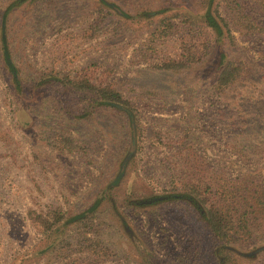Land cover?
I'll return each mask as SVG.
<instances>
[{"label": "rangeland", "instance_id": "rangeland-1", "mask_svg": "<svg viewBox=\"0 0 264 264\" xmlns=\"http://www.w3.org/2000/svg\"><path fill=\"white\" fill-rule=\"evenodd\" d=\"M12 1L0 0V11ZM105 1L112 7L36 0L11 14L22 91L0 63V264H218L217 244L191 207L133 203L192 180L217 188L221 179L264 171V35L246 28L252 17L264 23V0ZM208 8L228 23L231 36L219 45L203 32L202 53L203 44L212 47L204 61L158 69L160 55L182 40L173 36L153 51L159 22L199 21ZM152 12L162 14L146 19ZM223 52L244 71L221 90ZM66 75L122 92L141 131L134 135L123 112L96 106L92 94L66 85ZM133 138L136 152L129 157ZM104 195L91 240L70 227L50 236L35 220L57 210L72 217Z\"/></svg>", "mask_w": 264, "mask_h": 264}, {"label": "trees", "instance_id": "trees-1", "mask_svg": "<svg viewBox=\"0 0 264 264\" xmlns=\"http://www.w3.org/2000/svg\"><path fill=\"white\" fill-rule=\"evenodd\" d=\"M29 1L36 0H14L7 8L0 11V63L12 76V81L19 93L22 91V80L12 58L8 31L12 12ZM99 1L102 5L112 7L105 0ZM118 12L125 18H130L126 13ZM144 14L146 19H150L162 14V12ZM243 14L246 15V13ZM182 23L184 25L175 24L172 21L165 24V21H160L152 34L150 43L152 44V50L155 52H157L156 44L158 42L170 40L171 37L176 35L180 37V40L182 39L175 49L165 51L160 55L159 62L156 64L158 69L177 71L204 61V57L211 54L212 47L203 44L202 53L197 38L203 32L208 33L209 38L210 33L214 34L215 41L219 45L224 41L226 35L231 36V28L228 23L216 12L213 13L211 8H208L199 21L188 18ZM246 24V28L251 34L264 35V23H260L252 17L246 21ZM210 43L212 44L211 41ZM221 67L222 70L216 80V87L221 90L237 82L244 71L243 65L238 61L228 59L225 52L221 53ZM65 78L66 85L72 86L75 91H85L92 94L91 100L96 106H108L123 112L134 135L138 130L141 131L139 114L131 101L125 98L122 92L112 88L110 84L104 87L97 86L86 76L71 77L66 75ZM69 140L65 139L64 141L68 143L66 146L69 150L74 153L76 150H74L73 143ZM135 147L136 141L133 138L128 151L129 157L135 155ZM121 166L124 168L125 164ZM263 175V169H258L253 174L245 172L236 181H229L226 178L221 179L217 188L212 187L210 184L205 187V184L200 183V179L192 180L182 184L181 187L177 185L164 194L135 202L133 206L135 208H147L165 203L187 205L199 215L213 236L217 244L213 256L218 264H253L256 260L264 257V251H260L257 255L252 253L257 249L264 248V245L249 253L243 252L239 248L253 241L260 240L261 243H264ZM119 178L112 186L117 185ZM109 189H111V186H109ZM105 201H107L105 195L98 197L88 210L72 217L66 218V212L57 210L52 212L48 218L46 217L48 214L45 216L41 213L35 220L44 232H50V236L55 235L56 238L64 236L65 231L63 229L70 227L72 231H78L80 238L91 240L93 230L96 231L95 227L99 222V210ZM44 217L47 219L45 220ZM67 236L70 237V235ZM247 254L251 255L247 256Z\"/></svg>", "mask_w": 264, "mask_h": 264}, {"label": "water", "instance_id": "water-1", "mask_svg": "<svg viewBox=\"0 0 264 264\" xmlns=\"http://www.w3.org/2000/svg\"><path fill=\"white\" fill-rule=\"evenodd\" d=\"M260 251H264V248H261V249H257L254 253V255H257ZM251 254H247V256H250Z\"/></svg>", "mask_w": 264, "mask_h": 264}]
</instances>
